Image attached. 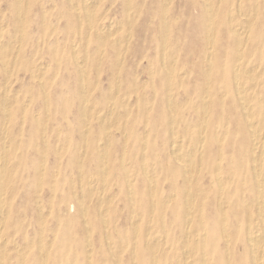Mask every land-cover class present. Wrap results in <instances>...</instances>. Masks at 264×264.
<instances>
[{
  "label": "rangeland",
  "instance_id": "1",
  "mask_svg": "<svg viewBox=\"0 0 264 264\" xmlns=\"http://www.w3.org/2000/svg\"><path fill=\"white\" fill-rule=\"evenodd\" d=\"M263 101L264 0H0V264H264Z\"/></svg>",
  "mask_w": 264,
  "mask_h": 264
},
{
  "label": "bare ground",
  "instance_id": "2",
  "mask_svg": "<svg viewBox=\"0 0 264 264\" xmlns=\"http://www.w3.org/2000/svg\"><path fill=\"white\" fill-rule=\"evenodd\" d=\"M87 1H88V0H87ZM89 1H90V0H89ZM170 1H171V0H170ZM206 1H207V0H206ZM19 2H20V1H19ZM83 2H84V1H83ZM16 3H17V2H16ZM87 3H88V2H87ZM205 3H206V2H205ZM20 4H21V3H20ZM165 4H166V3H165ZM207 4H208V3H207ZM219 4H220V3H219ZM255 4H256V2L254 3V5H255ZM73 5H74V4H73ZM254 5H253V6H254ZM21 6H22V4H21L20 7H19L20 9H21ZM75 6H76V4H75ZM85 7H86V6H85ZM19 8H18V9H19ZM167 8H168V7H167ZM211 8H212V6H211ZM20 9H19V10H20ZM127 9H129V8H127ZM130 9H131V8H130ZM207 9H208V8H207ZM230 9H231V8H230ZM76 10H77V9H76ZM166 10H167V9H166ZM217 10H218V9H217ZM234 10H235V9H234ZM234 10H233V11H234ZM86 11H87V10H86ZM238 11H239V10H238ZM18 13H19V12H18ZM78 13H79V12H78ZM167 13H168V12H167ZM234 13H235V12H234ZM242 13H243V12H242ZM88 14H89V13H88ZM90 14H92V12H91ZM90 14H89V16H90ZM164 14H165V13H164ZM127 15H128V14H127ZM165 15H166V14H165ZM234 15H235V14H234ZM236 15H237V14H236ZM236 15H235V16H236ZM245 15H246V14H245ZM214 16H215V15H214ZM235 16H234V17H235ZM92 17H93V16H92ZM92 17H91V18H92ZM234 17H233V18H234ZM91 18H90V19H91ZM166 18H167V17H166ZM231 18H232V17H231ZM233 18H232V19H233ZM20 19H22V18H20ZM213 20H214V19H213ZM164 21H165V20H164ZM89 22H90V21H89ZM91 22H92V21H91ZM109 23H110V22H109ZM114 23H115V22H114ZM123 23H124V22H123ZM89 24H91V23H89ZM119 24H120V23H119ZM121 24H122V23H121ZM164 24H165V23H164ZM167 24H168V22H167ZM116 25H117V24H116ZM89 26H90V25H89ZM101 26H102V25H101ZM114 26H115V25H114ZM164 26H166V25H164ZM210 26H212V23H210ZM210 26H209V27H210ZM1 27H2V26H1ZM106 27H107V25H106ZM111 27H112V25H111ZM119 27H120V26H119ZM123 27H124V26H123ZM237 27H239V26H237ZM22 28H24V27H22ZM115 28H116V27H115ZM245 28H247V27H245ZM249 28H250V27H249ZM52 29H53V28H52ZM79 29H80V28H79ZM105 29H106V28H105ZM116 29H117V28H116ZM120 29H121V28H120ZM211 29H212V28H211ZM214 29H215V28H214ZM106 30H107V29H106ZM112 30H113V29H112ZM239 30H240V28H239ZM239 30H238V31H239ZM100 31H101V29H100ZM119 31H120V30H119ZM166 31H167V30H166ZM233 31H234V30H233ZM247 31H248V30H247ZM97 32H98V31H97ZM97 32H96V33H97ZM101 32H102V31H101ZM240 32H241V31H240ZM244 32H245V30H244ZM212 33H213V32H212ZM234 33H236V32H234ZM97 34H98V33H97ZM1 35H2V33H1ZM99 35L101 36V34H99ZM109 35H110V34H109ZM128 35H129V34H128ZM165 35H166V34H165ZM211 35H212V34H211ZM88 36H89V34H88ZM102 37H103V35H102ZM102 37H101V38H102ZM19 38H20V37H19ZM127 38H128V37H127ZM164 38H165V37H164ZM211 38H212V37H211ZM119 39H120V36H119ZM166 39H167V38H166ZM166 39H165V40H166ZM238 39H239V38H238ZM241 39H242V37H241ZM86 40H87V39H86ZM105 40H106V39H105ZM165 40H164V41H165ZM102 41H103V40H102ZM12 42H14V41H12ZM72 42H73V40H72ZM87 42H88V41H87ZM105 42H106V41H105ZM122 42H123V41H122ZM127 42H128V41H127ZM210 42H211V40H210ZM213 42H214V41H213ZM245 42H246V41H245ZM74 44H75V41H74ZM76 44H77V43H76ZM87 44H88V43H87ZM87 44H86V45H87ZM81 45H82V44H81ZM115 45H116V44H115ZM207 45H208V44H207ZM211 45H212V44H211ZM3 46H4V45H3ZM16 46H17V45H16ZM212 46H214V45H212ZM84 47H85V46H84ZM208 47H209V46H208ZM236 47H237V46H236ZM239 47H240V46H239ZM239 47H238V48H239ZM97 48H98V47H97ZM97 48H96V49H97ZM211 48H212V47H211ZM244 48H245V47H244ZM102 50H103V49H102ZM162 50H163V49H162ZM211 50H212V49H211ZM211 50H210V51H211ZM75 51H76V49H75ZM210 51H209V52H210ZM76 52H77V51H76ZM86 52H87V51H86ZM102 52H103V51H102ZM213 52H214V51H213ZM118 53H119V52H118ZM162 53H163V52H162ZM8 54H9V52H8ZM86 54H87V53H86ZM171 54H172V53H171ZM239 54H240V53H239ZM118 55H120V54H118ZM162 55H163V54H162ZM75 56H76V55H75ZM238 56H239V55H238ZM241 56H242V55H241ZM100 58H101V57H100ZM162 58H163V56H162ZM174 58H176V57H174ZM15 59H16V56H15ZM163 59H164V58H163ZM176 59H177V58H176ZM208 59H210V58H208ZM238 59H239V58H238ZM8 60H9V59H8ZM76 60H78V59H76ZM81 60H82V59H81ZM85 60H86V59H85ZM249 60H250V59H249ZM79 61H80V60H79ZM205 61H206V60H205ZM237 61H239V60H237ZM210 62H211V61H210ZM210 62H209V63H210ZM175 63H176V62H175ZM13 64H14V63H13ZM163 64H164V62H163ZM163 64H162V65H163ZM172 64H173V63H172ZM211 64H212V63H211ZM174 65H176V64H174ZM209 65H210V64H209ZM41 66H43V65H41ZM119 66H120V65H119ZM209 67H210V66H209ZM209 67H208V68H209ZM39 68H40V67H39ZM82 68H83V67H82ZM119 68H120V67H119ZM240 68H241V65H240L239 62H237V63L235 64V70H236V72H239V69H240ZM42 69H43V67H42ZM98 69H99V68H98ZM173 69H174V68H173ZM4 70H5V68H4ZM45 70H46V69H45ZM205 70H206V69H205ZM211 70H212V69H211ZM82 71H83V70H82ZM118 71H119V70H118ZM206 71H207V70H206ZM209 71H210V70H209ZM250 71H251V70H250ZM261 71H262V69H261ZM153 72H154V71H153ZM179 72H180V71H179ZM44 73H45V71H44ZM44 73H43V74H44ZM80 73H81V72H80ZM151 73H152V71H151ZM207 73H208V72H207ZM246 73L249 74V72H246ZM259 73H260V72H259ZM259 73H258V74H259ZM83 74H84V73H83ZM250 74H252V73H250ZM184 75H185V74H183V76H184ZM256 75H257V74H256ZM10 76H11V75H10ZM10 76H9V77H10ZM40 76H41V75H40ZM167 76H168V74H167ZM169 76H170V75H169ZM9 77H8V78H9ZM43 77H44V76H43ZM180 77H181V76H180ZM118 78H119V77H118ZM207 78H208V77H207ZM247 78H248V77H247ZM40 79H41V78H40ZM84 79H85V78H84ZM170 79H171V78H170ZM208 79H209V78H208ZM208 79H207V80H208ZM252 79H253V78H252ZM5 80H6V79H5ZM79 80H80V79H79ZM117 80H118V79H117ZM235 80H236V79H235ZM39 81H40V80H39ZM236 81H237V80H236ZM40 82H41V81H40ZM116 82H117V81H116ZM81 83H82V82H81ZM206 83H207V82H206ZM238 84H239V83H238ZM238 84H237V85H238ZM7 85H8V84H7ZM83 85H84V84H83ZM243 85H244V84H243ZM243 85H242V86H243ZM95 86H96V85H95ZM7 87H8V86H7ZM118 87H119V86H118ZM135 88H136V87H135ZM208 88H209V87H208ZM238 88H239V87H238ZM242 88H243V87H242ZM6 89H7V88H6ZM239 89H240V91H241V90L243 91V89H241V88H239ZM8 90H9V89H8ZM116 90H117V89H116ZM173 90H174V89H173ZM207 90H208V89H207ZM244 91H245V90H244ZM5 92H7V90H6ZM7 93H8V92H7ZM84 93H85V92H84ZM206 93H207V91H206ZM173 94H174V93H173ZM244 94H245V93H244ZM2 95H3V94H2ZM84 96H85V94H84ZM84 96H83V97H84ZM175 96H176V95H175ZM204 96H205V95H204ZM204 96H203V97H204ZM243 96H244V95H243ZM2 97H4V96H2ZM14 98H15V97H14ZM83 99H85V98H83ZM122 99H123V98H122ZM206 99H207V97H206ZM9 100H10V99H9ZM91 100H92V99H91ZM246 100H247V99H246ZM84 101H85V100H84ZM126 101H127V100H126ZM171 101H172V100H171ZM202 101H203V100H202ZM261 101H262V100H261ZM3 102H4V101H3ZM10 102H12V101H10ZM13 102H14V101H13ZM204 102H205V101H204ZM207 102H208V101H207ZM263 102H264V101H263ZM6 103H7V102H6ZM175 103H176V102H175ZM205 103H206V102H205ZM205 103H203V104H205ZM3 104H5V103H3ZM8 104H9V103H8ZM87 104H88V103H87ZM111 104H112V103H111ZM151 104H152V103H151ZM168 104H169V103H168ZM170 104H171V103H170ZM10 105H12V104H10ZM94 105H95V104H94ZM129 105H130V104H129ZM171 105H172V104H171ZM176 105H177V103H176ZM87 106H88V105H87ZM109 106H110V104H109ZM112 106H113V105H112ZM206 106H207V105H206ZM206 106H205V107H206ZM5 107H6V106H5ZM26 107H27V106H26ZM176 107H177V106H176ZM202 107H203V106H202ZM242 107L245 108V109H248V105H247V103L243 104ZM3 108H4V107H3ZM90 108H91V107H90ZM113 108H114V107H113ZM208 108H209V107H208ZM4 110H5V109H4ZM4 110H3V111H4ZM8 110H9V109H8ZM8 110H7V111H8ZM26 110H27V109H26ZM111 110H112V109H111ZM111 110H110V112H111ZM148 110H149V109H148ZM171 110H172V109H171ZM251 110H252V108H251ZM7 111H6V112H7ZM83 111H84V110H83ZM87 111H88V110H87ZM125 111H126V110H125ZM172 111H173V110H172ZM196 111H197V109H196ZM4 112H5V111H4ZM23 112H24V111H23ZM9 113H10V111H9ZM9 113H7V114L9 115ZM206 113H208V111H207ZM206 113H205V114H206ZM83 114H84V113H83ZM205 114H204V115H205ZM249 114H250V113H249ZM23 115H24V114H23ZM23 115H22V116H23ZM245 115H246V114H245ZM251 115H252V114H251ZM4 116H5V115H4ZM147 116H148V115H147ZM101 117H102V116H101ZM102 118H103V117H102ZM104 118H105V117H104ZM147 118H148V117H147ZM203 118H205V117H203ZM247 118H248V117H247ZM4 120L6 121V119H4ZM146 120H147V119H146ZM7 121H9V119H8ZM109 121H110V120H109ZM206 121H207V120H206ZM47 122H48V121H47ZM86 122H87V121H86ZM100 122H101V121H100ZM249 122H250V121H249ZM4 123H5V122H4ZM171 123H172V122H171ZM251 123H252V122H251ZM256 123H257V122H256ZM86 124H87V123H86ZM125 124H126V123H125ZM204 124H205V128H206V123H204ZM107 125H108V124H107ZM173 125H174V124H173ZM252 125H253V124H252ZM103 126H105V125H103ZM217 127H218V126H217ZM227 127H228V126H227ZM173 128H174V127H173ZM87 129H88V128H87ZM0 130H1V129H0ZM5 130H6V128H5ZM104 130H105V129H104ZM205 130H206V129H205ZM205 130H204V132H205ZM108 131H110V130H108ZM146 131H147V130H146ZM258 131H259V130H258ZM258 131H257V132L254 131V133H253V137L255 138L254 140H256V141L260 138V134H261V133H259ZM86 132H87V131H86ZM104 132H105V131H104ZM190 132H191V131H190ZM206 132H207V131H206ZM83 133H84V132H83ZM125 133H126V132H125ZM144 133H145V131H144ZM146 133H147V132H146ZM175 133H176V132H175ZM4 134H5V133H4ZM199 134H200V133H199ZM204 134H205V133H204ZM226 134H227V133H226ZM86 135H87V133H86ZM140 135H141V133H140ZM2 136H3V135H2ZM4 136H5V135H4ZM4 136H3V137H4ZM107 136H108V135H107ZM263 136H264V135H263ZM44 137H45V136H44ZM126 137H127V136H126ZM261 137H262V136H261ZM85 138H86V136H85ZM188 138H189V137H188ZM198 138H199V137H198ZM4 139H5V138H4ZM4 139H3V140H4ZM108 139H109V138H108ZM199 139H200V138H199ZM252 139H253V138H252ZM145 140H146V138H145ZM174 140H175V139H174ZM220 140H221V139H220ZM254 140H253V141H254ZM4 141H5V140H4ZM263 141H264V140H263ZM7 142H8V141H7ZM105 142H106V141H105ZM176 142H178V141H176ZM196 142H197V141H196ZM257 142H258V141H257ZM8 143H10V142H8ZM178 143H179V142H178ZM3 144H4V142H3ZM82 144H83V143H82ZM82 144H81V145H82ZM172 144H173V143H172ZM179 144H180V143H179ZM254 144H255V143H254ZM108 145H109V144H108ZM7 146H8V145H7ZM36 146H37V145H36ZM102 146H103V145H102ZM172 146H173V145H172ZM179 146H180V145H179ZM262 146H263V145H262ZM82 147H83V146H82ZM187 147H188V146H187ZM200 147H201V146H200ZM124 148H125V147H124ZM253 148H254V147H253ZM144 149H145V148H144ZM175 149H176V148H175ZM175 149H174V150H175ZM178 149H179V148H178ZM262 149H263V148H262ZM5 150H6V149H5ZM105 150H106V149H105ZM174 150H173V151H174ZM197 150H198V149H197ZM254 150H257V149H254ZM8 151H9V149H8ZM178 151H180V150H178ZM191 151H192V150H191ZM140 152H141V151H140ZM180 152H181V151H180ZM3 153H4V151H3ZM192 153H193V152H192ZM195 153H196V151H195ZM261 153H262V151H261ZM101 154H102V152H101ZM103 154H105V153H103ZM137 154H138V153H137ZM172 154H173V153H172ZM184 154H185V153H184ZM199 154H200V153H199ZM0 155H1V154H0ZM44 155H45V154H44ZM106 155H107V154H106ZM142 155H143V154H142ZM144 155H145V154H144ZM178 155H179V154H178ZM3 156H4V155H3ZM122 156H123V154H122ZM182 156H183V155H182ZM106 157H107V156H106ZM143 157H144V156H143ZM181 158H182V157H181ZM3 159H4V158H3ZM3 159H2V160H3ZM102 159H103V157H102ZM185 159H187V158H185ZM191 159H192V158H191ZM222 159H223V158H222ZM260 159H261V158H260ZM4 160H5V159H4ZM44 160H45V159H44ZM106 160H107V159H106ZM122 160H124V157H123ZM187 160H188V159H187ZM187 160H186V162H187ZM0 161H1V160H0ZM178 161H179V160H178ZM183 161H184V160H183ZM221 161H222V160H221ZM261 161H262V160H261ZM9 162H10V160H9ZM100 162H101V161H100ZM106 162H107V161H106ZM122 162H123V161H122ZM180 162H181V161H180ZM188 162H189V160H188ZM17 163H18V162H17ZM143 163H144V161H143ZM143 163H142V164H143ZM218 163H219V162H218ZM5 164H7V163L5 162ZM127 164H128V162H127ZM145 164H146V163H145ZM190 164H191V162H190ZM124 165H125V164H124ZM253 165H254V164H253ZM2 166H3V165H2ZM4 166H5V165H4ZM6 166H7V165H6ZM105 166H106V165H105ZM131 166H132V165H131ZM184 166H185V165H184ZM217 166H218V165H217ZM9 167H10V166H9ZM80 167H81V166H80ZM103 167H104V166H103ZM132 167H133V166H132ZM145 167L147 168V166H145ZM219 167H220V166H219ZM193 168H194V167H193ZM254 168H255V171H256V172H258L259 169H260V167H259L257 164L253 167V169H254ZM57 169H58V168H57ZM147 169H148V168H147ZM190 169H191V168H189V170H190ZM0 170H1V169H0ZM2 170H4V169L2 168ZM2 170H1V171H2ZM106 170H107V169H106ZM143 170H144V169H143ZM79 171H80V170H79ZM145 171H147V170L145 169ZM185 171H186V170H185ZM148 172H149V171H148ZM148 172H147V173H148ZM190 172H191V171H190ZM261 172H262V171L260 170L259 174H261ZM2 173H3V172H2ZM78 173H79V172H78ZM105 173H106V171H105ZM144 173H145V175L147 174L146 172H144ZM254 173H255V172H254ZM42 174H43V172H42ZM103 174H104V173H103ZM103 174H102V175H103ZM106 174H107V173H106ZM150 174H151V173H150ZM78 175H79V174H78ZM90 175H91V174H90ZM127 175H129V174H127ZM216 175H217V174H216ZM3 176H4V174H3ZM12 176H13V175H12ZM91 176H92V175H91ZM54 177H55V175H54ZM128 177H130V175H129ZM128 177H127V180H128ZM149 177H150V175H149ZM154 177H155V176H154ZM156 177H157V176H156ZM216 177H217V176H216ZM0 178H1V177H0ZM130 178H131V177H130ZM151 178H152V177H151ZM218 178H219V177H218ZM261 178H263V175H261L260 179H261ZM40 179H41V178H40ZM131 179H132V178H131ZM131 179H130V180H131ZM190 179H191V178H190ZM220 179H221V177H220ZM116 180H118V179H116ZM134 180H135V179H134ZM150 180H151V179H150ZM191 180H192V179H191ZM217 180H218V179H217ZM39 181H40V180H39ZM91 181H92V180H91ZM132 181H133V179H132ZM188 181H189V180H188ZM220 181H221V180H220ZM263 181H264V180H263ZM1 182H2V181H1ZM89 182H90V181H89ZM93 182H94V181H93ZM103 182H104V181H103ZM212 182H213V181H212ZM41 183H42V182H41ZM80 183H81V182H80ZM90 183H91V182H90ZM127 183H128V182H127ZM53 185H54V184H53ZM104 185H105V184H104ZM221 185H222V184H221ZM221 185H220V186H221ZM150 186H151V185H150ZM221 187H222V186H221ZM221 187H220V188H221ZM263 187H264V185L262 186V183L259 182V184H258V195H257L259 199H258V198H256V199L259 200V201L257 200V201H258V202H257V203H258L257 205L259 206V209H260V210H262V208H263L262 206L264 205V189H263ZM95 188H96V187H95ZM131 188H132V187H131ZM152 188H153V186H152ZM211 188H212V187H211ZM92 189H93V188H92ZM97 189H98V188H97ZM189 190H190V189H189ZM1 191H2V190H1ZM95 191H96V190H95ZM150 191H151V190H150ZM93 192H94V191H93ZM189 193H190V192H189ZM1 194H3V193H1ZM1 194H0V195H1ZM82 194H83V193H82ZM82 194H81V196H82ZM128 194H129V193H128ZM155 194H156V193H155ZM133 195H134V194H133ZM153 195H154V194H153ZM3 196H4V195H3ZM3 196H2V197H3ZM86 196H87V195H86ZM0 197H1V196H0ZM110 197H111V196H110ZM115 197H116V196H115ZM172 197H173V196H172ZM52 199H53V198H52ZM100 199H101V198H100ZM107 199H108V197H107ZM112 199H113V201H114V198H112ZM102 200H103V199H102ZM166 200H167V199H166ZM187 200H188V199H187ZM189 200H190V199H189ZM191 200H192V197H191ZM194 200H195V198H194ZM221 200H222V199H221ZM252 200H253V199H252ZM2 201H3V200H2ZM37 201H38V200H37ZM152 201H153V200H152ZM240 201H241V200H240ZM98 202H99V201H98ZM111 202H112V201H111ZM186 202H187V201H186ZM189 202H190V201H189ZM132 203H133V202H132ZM190 203H191V202H190ZM80 204H82V203H80ZM187 204H188V203H187ZM248 205H249V204H248ZM81 206H82V205H81ZM187 206H188V205H187ZM0 207H2V206H0ZM50 208H51V207H50ZM107 208H109V206H108ZM107 208H106V209H107ZM192 208H193V207H192ZM81 209H82V208H81ZM84 209H85V208H84ZM84 209H83V211H87V210H84ZM88 209H89V208H88ZM189 209H190V207H189ZM8 210H9V209H8ZM99 210H100V209H99ZM133 210H134V208H133ZM154 210H155V209H154ZM1 211L4 212V210H2V209H1ZM81 211H82V210H81ZM104 211H105V208H104ZM188 211H189V210H188ZM3 212H2V213H3ZM9 212H10V210H9ZM105 213H106V212H105ZM133 213H134V211H133ZM152 213H153V212H152ZM188 213H189V212H188ZM258 213H259V212H258ZM0 214H1V212H0ZM48 214H49V213H48ZM82 214H83V213H82ZM86 214H87V213H86ZM100 214H101V213H100ZM102 214H103V213H102ZM39 215H40V214H39ZM104 215H105V214H104ZM189 215H190V214H189ZM1 216H2V215H1ZM40 216H41V215H40ZM105 216H107V215H105ZM151 216H152V214H151ZM134 217H135V216H134ZM260 217H261V216H260ZM256 218H257V217H256ZM2 219H3V218H2ZM188 219H190V217H189ZM257 219H258V218H257ZM41 220H42V218H41ZM103 220H105V217H104ZM133 220H134V219H133ZM135 220H137V219L135 218ZM139 220L142 221L141 219H139ZM85 221H86V220H85ZM137 221H138V220H137ZM163 221H164V220H163ZM256 221H257V220H256ZM1 222H2V221H1ZM134 222H135V221H134ZM150 222H151V221H150ZM188 222H189V221H188ZM3 223H4V222H3ZM257 223H258V222H257ZM0 224H1V223H0ZM115 224H116V223H115ZM41 225H42V224H41ZM134 225H135V224H134ZM162 225H163V223H162ZM132 226H133V225H132ZM136 226H137V225H136ZM150 226H151V223H150ZM225 226H226V224H225ZM257 226H258V224H257ZM137 227H139V226H137ZM258 227H259V226H258ZM42 228H43V226H42ZM88 228H89V227H88ZM149 228H151V227H149ZM185 228H186V227H185ZM249 228H250V227H249ZM254 228H255V227H254ZM254 228H253V229H254ZM188 229H189V228H188ZM260 229H261V228H260ZM42 230H43V229H42ZM137 230H138V228H137ZM150 230H151V229H150ZM248 230H249V229H248ZM251 230H252V229H251ZM202 232H203V231H202ZM226 232H227V230H226ZM0 233H1V231H0ZM25 233H26V232H25ZM136 233H137V231H136ZM194 233H196V232H194ZM107 234L109 235V233H107ZM107 234H106V235H107ZM188 234H189V233H188ZM196 234H197V233H196ZM203 234H204V233H203ZM248 234H249V233H248ZM89 236H90V235H89ZM89 236H88V237H89ZM187 236H188V235H187ZM205 236H206V235H205ZM205 236H204V237H205ZM31 238H32V237H31ZM106 238H107V236H106ZM109 238H110V236H109ZM132 238H133V237H132ZM159 238H160V237H158V239H159ZM161 238H162V236H161ZM165 238H166V237H165ZM155 239H156V238H155ZM158 239H157V240H158ZM187 239H188V238H187ZM197 240H198V239H197ZM32 241H33V240H32ZM161 241H162V240H161ZM262 241H263V240H262V236H260V237L258 236V238H257V237H253V238L251 239V246H252V249H253L254 254H255V255H254V261H255V264H261L260 262H262V261H259V253H260V250H261V248H262L261 245L263 244ZM52 242H53V241H52ZM88 242H89V241H88ZM155 242H156V241H155ZM162 242H163V241H162ZM204 242H205V240H204ZM5 243H6V241H5ZM30 243H31V241L29 242V244H30ZM40 243H41V242H40ZM89 243H90V242H89ZM160 243H161V242H160ZM26 244H27V243H26ZM49 244H50V243H49ZM52 244H53V243H52ZM148 244H149V243H148ZM158 244H159V243H158ZM158 244H157V245H158ZM228 244H229V242H228ZM86 245H87V243H86ZM102 245H103V244H102ZM135 245H136V244H135ZM146 245H147V242H146ZM17 246H18V245H17ZM90 246H91V245H90ZM40 247H41V246H39V248H40ZM91 247H92V246H91ZM91 247H90V248H91ZM135 247H136V246H135ZM227 247H228V246H227ZM13 248H14V247H13ZM17 248H18V247H17ZM48 248H49V247H48ZM90 248H89V249H90ZM187 248H188V247H187ZM7 249H8V248H7ZM20 249H21V248H20ZM87 249H88V248H87ZM8 250H9V249H8ZM12 250H13V249H12ZM39 250H41V249H39ZM184 250H185V249H184ZM187 250H188V249H187ZM263 250H264V247H263L262 251H263ZM20 251H21V250H20ZM110 251H111V250H110ZM189 251H190V250H189ZM262 251H261V252H262ZM41 252H42V251H41ZM91 252H92V251H91ZM117 252H118V251H117ZM133 252H135V251H133ZM184 252H186V251H184ZM203 252H204V251H203ZM3 253H4V250H3ZM43 253H45V252L43 251ZM262 253H263V252H262ZM47 254H48V252H47ZM47 254H46V255H47ZM134 254H135V253H134ZM192 254H193V253H192ZM228 254H229V253H228ZM252 254H253V253H252ZM25 255H26V254H25ZM158 256H159V255H158ZM134 257H135V256H134ZM156 257H157V256H156ZM47 258H48V257H47ZM88 259H89V258H88ZM198 259H199V258H198ZM260 259H261V258H260ZM153 260H154V258H153ZM156 260H157V258H156ZM202 260H204V259H202ZM119 261H120V260H119ZM199 261H200V260H199ZM88 262H89V261H88ZM186 262H187V261H186ZM22 263H23V262H22ZM116 263H117V262H116ZM116 263H115V264H116ZM136 263H137V262H136ZM156 263H158V261H157ZM192 263H193V262H192ZM192 263H190V264H192ZM204 263H205V262H204ZM20 264H21V263H20ZM186 264H187V263H186ZM197 264H199V263H197ZM200 264H201V263H200Z\"/></svg>",
  "mask_w": 264,
  "mask_h": 264
}]
</instances>
